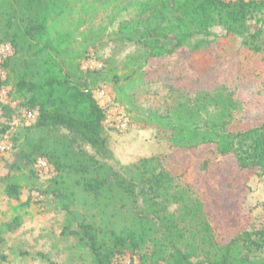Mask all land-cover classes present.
I'll list each match as a JSON object with an SVG mask.
<instances>
[{"label":"trees","instance_id":"16d2710c","mask_svg":"<svg viewBox=\"0 0 264 264\" xmlns=\"http://www.w3.org/2000/svg\"><path fill=\"white\" fill-rule=\"evenodd\" d=\"M263 10L264 0H0V44L10 48L0 58V86H11L26 120L23 145L0 177L5 197L18 203L0 222V245L23 223L30 199L22 203L20 195L43 170L41 159L54 172L49 193L65 213L61 233L79 235L93 264H116L126 253L139 264H264V226L222 241L206 199L184 171L166 164L176 151L209 146L214 158L232 156L239 171L262 175L264 118L244 126V102L227 83L184 100L178 88L159 89L177 70L147 72L153 61L216 42L215 27L261 53L262 30L249 23ZM105 44L110 55L83 69L90 50ZM154 97L163 108L157 101L141 107L142 98ZM119 107L136 113L168 151L119 165L105 128ZM208 167L205 160L200 170Z\"/></svg>","mask_w":264,"mask_h":264},{"label":"rangeland","instance_id":"374dc122","mask_svg":"<svg viewBox=\"0 0 264 264\" xmlns=\"http://www.w3.org/2000/svg\"><path fill=\"white\" fill-rule=\"evenodd\" d=\"M256 16L249 25L252 31L262 30L259 38L261 53H252L241 45L238 37H225L223 31L215 27L211 31L217 36L216 42L191 56L184 50L176 51L170 57L151 62L147 72L155 77L168 70H177L180 75L162 78L159 89L166 93L168 85L178 88L183 91L179 96L184 100L192 99L197 90L227 83L237 90L244 102V126L258 122L264 118V10ZM1 47L0 44V58L4 54ZM111 48L110 44H105L90 50L93 59L89 63L83 62L82 67L99 66L100 58L109 56ZM126 49L130 52L133 47ZM5 74L0 66V82L5 79ZM156 101L164 107L159 97L142 98L140 104L142 108H149ZM109 113L112 118L115 114L127 123L124 131L109 130L110 125L105 123L108 148L119 165L127 166L141 158L168 151L166 145L155 138L154 130L143 128L135 121L136 113L129 108L119 107L118 111ZM24 124L22 108L18 106L11 86H0V146H7L4 152L0 151V177L8 173L15 152L23 145ZM205 160H208L209 172L200 170ZM166 164L184 171L183 179L206 199L207 210L215 217L222 241L229 239L236 230L247 227L256 230L264 226V174L239 171L232 156L214 158L209 146L176 151L167 158ZM35 174L36 178L20 195L22 203L30 199L21 227L3 236L0 253L4 260H0V264H93L79 235L61 233L65 213L56 206L55 197L49 193L50 188L54 189L51 183L54 172L43 169L36 170ZM17 204L5 197L0 186V222L10 218V207ZM75 210L83 212L82 209ZM72 226L73 229L74 224ZM196 260H202V256ZM116 264H139V261L136 255L126 253Z\"/></svg>","mask_w":264,"mask_h":264},{"label":"built area","instance_id":"2783aa9c","mask_svg":"<svg viewBox=\"0 0 264 264\" xmlns=\"http://www.w3.org/2000/svg\"><path fill=\"white\" fill-rule=\"evenodd\" d=\"M1 51L5 54H9L10 53V48L9 46H2L1 47ZM83 69H85L86 67H82ZM100 95H103V92H99ZM25 117L29 120V121H33L35 119V115L32 111H25L24 113ZM115 115V114H114ZM116 116V115H115ZM110 126H113L114 128L118 129L119 131H124L127 128V124L126 122H124L121 119H110V117L108 116L107 122ZM7 149V146H0V151L4 152ZM37 168L39 169H46L47 168V164L45 160H38L37 163Z\"/></svg>","mask_w":264,"mask_h":264}]
</instances>
